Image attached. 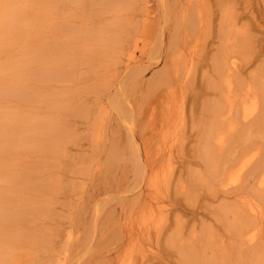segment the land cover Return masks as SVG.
Listing matches in <instances>:
<instances>
[{
    "label": "bare ground",
    "instance_id": "1",
    "mask_svg": "<svg viewBox=\"0 0 264 264\" xmlns=\"http://www.w3.org/2000/svg\"><path fill=\"white\" fill-rule=\"evenodd\" d=\"M159 1L157 9L152 8L148 0H0V99L2 96L8 98L7 95H14L31 102L30 96L34 95L30 84L23 87V76L20 75L23 58L11 54L16 48L19 50L31 45L29 43L33 40L30 34H20V29H28L34 23L37 25L35 31L41 33L47 31L46 27L56 30L58 41L56 45L51 43L55 46L54 53H57L58 58L56 76L53 74L56 79V142L72 144L78 148L87 143L103 144L107 139L101 129L103 124L101 127L94 126L98 122L114 124V128L120 130L126 117L157 121L156 125L152 122L154 131L151 135L144 132L138 135L146 150V162L151 163L152 167L156 164V157L170 158L177 154L181 158V165L178 174L171 179L172 182H186L190 189L206 187L204 201L207 202L203 207L210 209L215 221L222 222L225 228L222 234L211 225L212 232L209 227H203L201 233L195 226L184 228L183 223L176 218L173 223L163 226L152 221L156 217L150 215L142 220L144 226L138 231L128 227L126 236L134 237L137 234L139 238L141 233L147 239L155 235L160 241H166L168 246L176 248L173 249V257L177 255L182 264H264V219L253 220L254 215L249 210L257 213L259 202H264V26H261L263 24L258 19V15L264 18V0H201V3L208 6L203 11L194 6L195 0ZM252 2H256L257 12L252 11ZM119 4L125 7L121 8ZM48 5L58 9L50 11ZM247 13L252 14L248 15L252 19L254 15L253 27L261 26L257 36L253 34V27L247 23L240 24ZM52 15H55V22L51 19L53 23H45ZM85 16L89 22L81 26L79 23H83ZM138 17H142V20ZM77 36L78 41L75 38ZM151 37L153 41L147 42L146 39ZM189 47L191 52L185 55ZM237 53L241 56L239 62L235 58ZM78 57L80 61L76 60ZM105 57H112L113 69L117 68V71L111 69L105 75L114 77L113 80L107 77L112 81H107V84L115 86L114 91L110 87L108 90H100L99 85H95L104 76L84 75V72L89 73L88 70L93 69L92 66L98 67V63H102ZM259 59L262 60L260 65L248 73L247 67ZM160 62L164 66L155 70L152 77L146 78L144 73L148 68ZM94 69V74L100 70ZM51 71L48 74L45 72V76L50 78ZM45 76L43 78L48 79ZM81 76H85V79L81 80ZM156 78L160 79L159 83ZM4 80H8V83ZM80 80L82 83L86 81L85 85L80 84ZM6 84L10 90H6ZM145 90H150L149 94H145ZM177 95L181 96V101L175 100ZM113 102L117 103V108L114 107L117 109L115 115L109 114L115 105H111ZM152 106L155 109L161 108L158 115L149 111ZM0 112L5 113L6 117L10 116L2 104ZM187 112H190L191 119L187 118ZM177 114L185 122L171 131ZM78 117H84V120ZM80 125L82 129H97L92 137L89 135L91 138H84L79 132ZM2 131L12 136L9 130L2 128ZM131 132L135 142L137 135L134 130ZM121 138L114 137L108 141L117 145ZM160 141L164 149L155 156V151L152 153L151 149ZM6 143H11V140ZM20 151L23 149L18 153ZM1 152L5 153L3 150ZM21 153L24 155V152ZM191 164H196L197 169L190 168ZM0 181H3L0 183V213L7 210L18 213L26 201H19L21 196L11 201L6 198L7 194L3 196L4 185L7 191L15 186L6 177H1ZM187 186L183 187L189 193ZM232 198L239 202V207L233 205ZM211 204H214L213 207H209ZM176 208L173 205V211ZM17 218L21 219L14 220ZM14 219L12 215H6V212L0 216V264H22L19 256L21 253H15L11 245L7 246L15 242L24 231L22 224L18 226L23 213ZM171 228L173 232L168 236ZM148 251L146 248L147 254L140 264L166 262L162 252L150 251L152 253L148 254ZM124 256L130 257L127 254Z\"/></svg>",
    "mask_w": 264,
    "mask_h": 264
},
{
    "label": "rangeland",
    "instance_id": "2",
    "mask_svg": "<svg viewBox=\"0 0 264 264\" xmlns=\"http://www.w3.org/2000/svg\"><path fill=\"white\" fill-rule=\"evenodd\" d=\"M85 2L87 1H84V3ZM148 2L152 8L159 9V0H148ZM252 3V11L254 10L257 12L256 2ZM204 5L205 4L201 3V0L194 1V6L197 7L198 10L200 9V11L207 10V4ZM51 6H47L50 11L53 9ZM119 6L121 8L125 7V5L122 4H119ZM113 7L116 6L114 5ZM56 9L53 10L55 11ZM248 15L251 16L252 14L247 13V16L240 21V24L243 23L244 25L247 23L250 27L255 26L254 15L253 19ZM54 16L55 15H52V17L49 16L45 23H47V21L50 23L55 22L56 18H54ZM86 16L83 23H79L82 24L81 26L89 22ZM56 17H58V15ZM258 17L263 24L261 26H264V18H260V15H258ZM141 18L142 17H138L139 20H142ZM51 19L53 22H51ZM248 22H251L250 24L253 25H250ZM36 26V24L31 23L28 29L26 27L20 29V34L22 32L30 34L33 40L29 43L31 45L25 46L24 49L18 50L16 48L11 53L12 55H20V57L23 58L24 65L20 67V75L23 76L24 88L27 83L32 86V90L34 91V95L30 96L32 101L27 102L25 99H20L18 97L17 99L14 95H7L8 98L2 96L0 99V105L2 104L10 113V116L6 117L5 113L0 112V125H2V127L0 126V133L3 132L2 128H4L9 130L13 136H10V134L6 135L4 132L0 134V138H2L0 139V142L2 141V143H0V151H5V153H0L3 155L1 156L2 159L0 158V178H8L15 186V188L11 186L14 189H8L7 191V186L4 185L5 188L2 189L3 196L7 194L8 196L6 195V198L10 201L21 196V200L19 201H26V207L24 206L18 213H14L12 210L5 211L6 215H12L13 219L19 213H23V219L20 222L18 221V226L22 224L24 230L23 233L16 238L15 242H11L7 246L11 245L15 253H21L19 256L22 264H140L145 254H147L145 253L146 248L147 251L149 250L148 254L152 252L160 254L162 252L161 254L166 257V262L163 264H182L177 255L173 257L176 248L168 246L166 241H160L155 235L151 238L147 237V239L146 236L141 233L139 238L137 234L136 236L134 235L135 238L126 236L127 229H129L128 227H134L135 231H138L139 228L144 226V224L141 223L143 222L142 220H145L150 215H152L153 218L156 217L154 220L152 219V221L160 223L163 226L176 218V220H180V222L183 223L184 228L195 226L196 230L202 233L203 227H209L210 232H212L211 225H214L217 231L222 234L225 233L222 222L215 221L214 217L209 212L210 209L203 207L204 203L207 202L204 201L206 198V187L190 189L186 182L184 183L182 181V184L172 182L171 179L175 177V174H178L181 165V158L177 154H174L170 158L163 157L160 159V156L156 157V164L152 167L150 165L151 163L149 164L146 162V150L139 136H141V132L151 135L153 133L152 131H154L153 126L156 125L157 121L154 120L150 122L148 118L140 121L126 117V121H124V125L122 124L120 130L118 127L115 129L114 127L116 125L114 124L109 125L107 123L98 122L94 126L101 127V124H103L101 129L105 135L104 138L107 139L103 144L96 142L87 143L83 147L78 148L72 144H58L56 142L54 136L56 117L54 116H56L55 76L57 70L55 73V69H57L58 58H56L57 53H54L56 50L53 45H56L55 42L58 41L56 39L57 31L49 30V28L46 27L47 31L41 33L35 31ZM261 26L258 25L253 27L254 35L257 36L261 31ZM29 29H31V31ZM78 37L79 36L75 37L76 41L79 40ZM36 41H38L37 44ZM146 41L151 43L153 37L147 38ZM40 43H42L40 47L43 48L39 47ZM43 44H45L47 49H44ZM140 44L142 45L143 43L140 42ZM113 52L114 51H112L111 54H113ZM190 52L191 48L189 47L184 54L187 55ZM42 53L44 56H42ZM77 53L79 56V51H77ZM78 58L79 59L76 60L80 61V57ZM235 58L238 62L241 61L240 54H235ZM44 60H46L45 63ZM261 61L262 60L259 59L250 64L247 67L248 73L255 71ZM103 63L105 64L103 65ZM113 63L114 60L112 57H105L102 59V63H98V67L97 65L92 66L93 69L97 67L100 68L101 71L96 68L94 70H97L98 73L94 74L96 71L94 72L90 67L91 70H88L89 73L86 71L84 75L87 73L88 76L86 77H89V75L104 76V79L100 80L101 82L99 81L100 84L97 82L98 84L96 83L95 85H99L100 90H106V88L108 90V87H110L114 91L116 90L115 86H111L110 83L107 84V81L112 82L110 80H113L114 77L111 78L109 75L105 77V75L109 74L111 69H113ZM163 64V62H160L152 65L144 73V76L149 79V77H152L155 70L157 71L164 66ZM47 66L51 69L53 68L54 70H52L54 72L51 71L50 68L49 70ZM41 68L45 69L42 70ZM119 68H121V66H119ZM114 69V72L117 71L116 67H114ZM44 70H46L45 72H47V74L50 71L52 72V74L49 73L50 76L47 75L50 78L45 76ZM42 72L48 79L43 78ZM53 74H55V76ZM84 77L85 76L82 78L81 76L80 79L84 80ZM107 77H109L110 80ZM81 80L79 83L85 85L86 81L82 83ZM158 80L159 81H151V83L156 81L159 83L160 79ZM7 81L8 80H4V82ZM12 81L16 82V80ZM6 86H8L6 90L11 89L8 84H6ZM99 87L97 86L96 88L98 89ZM149 91L145 90L144 93L149 94ZM39 95L43 99V102H40L41 98H38ZM175 100L181 101V96L177 95ZM116 104V102L111 103L113 109L109 111V114L115 115L117 113V109H115L117 108ZM111 105L108 103L110 109L112 108ZM160 110V107L155 109L153 106L149 109L153 115H158ZM199 115L200 114H198V116ZM186 116L191 119L190 112H187ZM3 119L5 120L3 121ZM78 119L84 120V117H78ZM184 122L185 119L177 114L175 122L172 123L173 126L171 131L176 128L178 129ZM42 124H45L43 126L44 128L41 127ZM81 129L82 125H80L79 128V132L82 133L81 137L91 138L97 128L88 129L83 127V129ZM133 130L137 135L135 142L132 140L131 131ZM4 135L5 138L3 139ZM89 135L91 137H89ZM7 137L10 138L7 139ZM114 137H122L117 145H113L108 141L112 140ZM10 140L11 143H14L7 144L6 142H10ZM178 143L179 141L176 142L177 146ZM158 146L161 148H158ZM5 148L14 149L16 152L13 150V153L9 149L10 152ZM162 148L164 149V145L160 141L158 145L153 146L151 151L152 153L155 151L154 155H159ZM17 149H23V151L18 153L19 150L17 152ZM21 152H24V155H21ZM11 153L14 158L11 156ZM14 155L17 156L15 157ZM21 158L22 160H20ZM190 168L197 169V166L196 164H191ZM12 181H14V183ZM0 183H3V181H0ZM184 185L189 189V193L184 190ZM18 187H20V189H18ZM192 190L195 192L192 193ZM142 192L143 195H141ZM141 200H144L147 204ZM232 201H234L233 198ZM232 203L235 207H239V202L234 201ZM173 205L177 207L174 211ZM213 205L214 204H211L209 207H213ZM259 208L261 211H259ZM259 208L257 213L249 209L252 215H254L253 220L258 221L260 218L264 219V202H259ZM5 212L0 213V216ZM159 214H163V216H159ZM2 218L6 219L7 217L2 216ZM20 219L17 218L14 220ZM176 220L174 225L176 224ZM172 230V228L169 230L168 236L173 232ZM188 231H190V229H188ZM201 233L200 235H202ZM187 234L189 235V233ZM128 240L129 242H127ZM148 240L152 241L149 242ZM133 241H137V243H133ZM152 248L153 250H150ZM131 250H133V252ZM126 254L130 257L126 258L124 256Z\"/></svg>",
    "mask_w": 264,
    "mask_h": 264
}]
</instances>
